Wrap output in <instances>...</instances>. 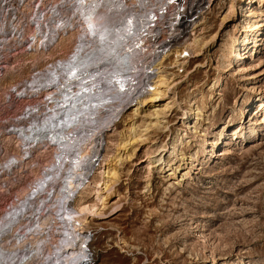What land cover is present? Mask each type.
Instances as JSON below:
<instances>
[{
    "label": "rangeland",
    "instance_id": "374dc122",
    "mask_svg": "<svg viewBox=\"0 0 264 264\" xmlns=\"http://www.w3.org/2000/svg\"><path fill=\"white\" fill-rule=\"evenodd\" d=\"M232 1L209 2L190 32L154 33L156 50L144 67L154 76L151 64L164 55L157 61L167 79L164 96L138 112L134 100L94 138L86 188L69 201L91 210L78 216L76 229L87 237L89 264H264V0H235L234 8ZM19 4L0 3L6 27ZM241 8L258 15L254 34H242ZM33 33L0 32V165L16 152L10 140L21 117L41 101L14 88L37 91L34 79L47 80L48 67L72 45L65 38L49 56L33 54ZM50 33L41 32L44 41ZM229 35L247 39L245 56L231 66L224 56ZM185 49L190 54L181 58ZM238 66L245 70L233 74ZM202 92L209 96L197 120ZM23 171L13 177L21 179L15 188L0 186V218L14 212L16 187L31 181Z\"/></svg>",
    "mask_w": 264,
    "mask_h": 264
},
{
    "label": "bare ground",
    "instance_id": "6f19581e",
    "mask_svg": "<svg viewBox=\"0 0 264 264\" xmlns=\"http://www.w3.org/2000/svg\"><path fill=\"white\" fill-rule=\"evenodd\" d=\"M36 1L20 0L14 24L8 28L0 19V32H34L31 51L44 56L52 47H59L65 38L71 40L72 45L65 57L57 58L48 67L49 78L44 81L42 76L44 83L31 81V84L36 83L37 91L30 89L27 94L14 88L15 93L41 101L36 108L32 107L36 112L28 111L21 117L23 126L19 127L16 138L10 140L16 152L3 158L5 162L0 165L1 187L14 185L15 188L21 179L13 177H19L24 169L31 180L21 188L16 187L14 212H6L0 218V264H89L87 237L76 229L82 222L78 216L91 210L76 209L69 201L86 188L92 153L96 151V135L110 126L120 110L134 100L137 102L134 111L138 112L139 107L158 102L164 96L161 89L167 88V79L158 72L161 64L157 63L164 55L156 54L158 60H154V64L150 62L151 68L157 67L154 76L146 71L144 58L156 50L152 48L153 37L154 33H159L150 28V22L155 17L154 26L162 27L167 17L158 15V11L160 6L169 4L168 0ZM241 1L249 4L252 0ZM235 4L233 0L232 8ZM168 8L176 9L174 3ZM241 12L242 34L257 32L258 15L244 8ZM259 13L260 16L262 12ZM181 27L174 28V32ZM41 32L52 33L44 41ZM5 41V37H1L0 52H5ZM162 41L166 44V40ZM246 41V38L229 35L224 56L230 66L237 58L245 56L241 46ZM160 44H155L156 48ZM185 51L187 49L180 56ZM244 70L245 67L238 66L232 72L239 74ZM146 79L151 81L153 91H149L152 87H146ZM201 95L204 103L209 95L203 92ZM204 108L205 103L194 111L197 120L203 116ZM158 109L151 115L158 116ZM196 127L195 134L198 133Z\"/></svg>",
    "mask_w": 264,
    "mask_h": 264
},
{
    "label": "built area",
    "instance_id": "2783aa9c",
    "mask_svg": "<svg viewBox=\"0 0 264 264\" xmlns=\"http://www.w3.org/2000/svg\"><path fill=\"white\" fill-rule=\"evenodd\" d=\"M211 1L212 0H168V4L171 5L174 3L176 9L170 11L168 8L169 5L160 6L158 15H166L167 17V19L164 21V26L162 28L154 26V24L157 22L154 17L152 22H150V28L158 29L156 32H174V28L182 25L181 29L177 32H190L192 31L196 20H198L200 16L204 14V11L207 9L206 6H209V2ZM186 10L187 13H185ZM184 57L182 56L181 58ZM144 83L146 87L150 88L149 85L151 84V81L148 82L146 79Z\"/></svg>",
    "mask_w": 264,
    "mask_h": 264
}]
</instances>
